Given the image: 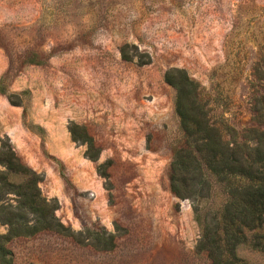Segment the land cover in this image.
Segmentation results:
<instances>
[{
    "label": "rangeland",
    "instance_id": "374dc122",
    "mask_svg": "<svg viewBox=\"0 0 264 264\" xmlns=\"http://www.w3.org/2000/svg\"><path fill=\"white\" fill-rule=\"evenodd\" d=\"M171 70L196 86L191 118L254 157L264 0H0V236L33 223L29 195L67 229L10 239L12 264H211L195 202L171 191L173 150L204 136L182 131ZM210 181L208 222L226 202Z\"/></svg>",
    "mask_w": 264,
    "mask_h": 264
},
{
    "label": "trees",
    "instance_id": "16d2710c",
    "mask_svg": "<svg viewBox=\"0 0 264 264\" xmlns=\"http://www.w3.org/2000/svg\"><path fill=\"white\" fill-rule=\"evenodd\" d=\"M167 82L177 92L176 111L181 119L182 131L187 136L202 133L204 136L188 141L173 150L169 177L171 191L180 198L193 199L196 222L201 226L199 251L207 253L211 264H244L236 255L240 245L264 254V132L256 138L252 149L254 157L241 156L223 141L215 129L200 119L191 118L182 104L188 96L196 98V86L182 70L167 73ZM2 79H0V84ZM0 87V93H2ZM87 146L93 147L91 140ZM93 157V156H91ZM60 174L66 181L62 164ZM221 184L226 202L208 222L210 209L205 205L211 199L212 184ZM26 196V195H25ZM24 205L34 215L33 223L27 225L9 223L7 234L0 236V264H12L5 243L15 237H30L41 233L65 235L67 229L55 216V208L35 195L26 196ZM100 249L101 238L97 236ZM104 246L115 247L113 237Z\"/></svg>",
    "mask_w": 264,
    "mask_h": 264
}]
</instances>
